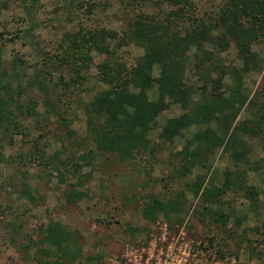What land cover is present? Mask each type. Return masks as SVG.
Wrapping results in <instances>:
<instances>
[{"label": "trees", "instance_id": "16d2710c", "mask_svg": "<svg viewBox=\"0 0 264 264\" xmlns=\"http://www.w3.org/2000/svg\"><path fill=\"white\" fill-rule=\"evenodd\" d=\"M116 1L120 4L119 15L125 17L120 30L105 26L86 29L80 36L74 35L72 47L59 55V66L69 68L75 76L63 85L65 94L49 90L42 68H34L25 81L27 85H23L29 62L22 55L6 61L3 50L14 38L0 42V157H3L4 145L11 144L14 135L29 137V129L23 127L20 120L31 116L36 122L35 130H42L39 139L52 137L61 149L53 157H47L36 141H29L27 162L38 161L43 166H51L57 175L76 177V187L82 188L84 181L92 179L91 172L82 176L83 168L92 167L93 171L98 157L107 160L114 155L120 164L134 161L138 164L127 177L130 182L133 174L146 173L145 156L149 155L152 164L164 162L161 152L172 150L175 139L195 126L198 130L186 139L185 146L165 153L172 168L159 179L164 191L145 198L141 215L148 222L162 217L172 229L175 223H183L189 214L186 195L190 193L201 202L197 203L193 214L199 212L201 219L207 218L210 223L226 229L230 215H226L222 207L230 202L224 201L225 195L230 192L235 197L243 196L251 209L257 208L260 193L248 183L247 177L250 171L264 173V160H253L249 142L242 138L248 131L258 138L264 133V83L251 98L242 92L244 75L260 74L264 68V59L253 51L254 45L264 48V0ZM116 1L59 0L58 8L71 15L76 7L88 4L90 14L96 11L105 14ZM216 1L220 3L216 5ZM9 2L18 4L24 13L21 22L25 26L18 30L17 39L22 44L24 40L34 41L35 31L43 23L37 19L41 0H0V8ZM3 35L0 34V39ZM130 46L141 49L142 54L132 57L130 51L124 50ZM231 46L241 65L222 72L223 63L218 55ZM93 52L102 56L97 65V79L107 88L88 94L84 99L76 86L82 72L93 63ZM40 62L46 63L44 59ZM155 67L158 69L156 77L153 75ZM188 72L193 75L194 84L188 82ZM215 73H219L216 81L212 77ZM226 75L230 77V84L223 82ZM62 77L59 81L65 83ZM31 81L40 95L33 93ZM154 83L158 85V97L153 102L148 91ZM71 86L73 93L68 89ZM67 93L73 101L67 97L68 103L63 104L62 97ZM166 102L180 105L184 113L167 119L152 139L150 133L158 128L156 121ZM39 105L44 109L43 114L38 112ZM73 106L81 111L87 131L86 137L74 142L81 149L80 155L73 150L65 154L68 150L65 148L71 146L63 145L75 135L70 127ZM242 108L249 118L236 124ZM217 151L218 157L229 156L233 165V169L225 173L221 188L215 184L213 167ZM24 154L19 157L24 158ZM101 167H97L99 171L104 168ZM195 167L199 170L197 173ZM10 184L14 193L35 201L27 184L14 181ZM87 195L85 190L71 189L65 200L75 203ZM133 197L124 199L129 201ZM241 220L234 218L237 226ZM255 230L264 233V219ZM39 232L40 239L33 243L37 264H75L80 259L77 238L60 222L50 221L47 228H39ZM221 252L218 250L219 254ZM51 256H55L53 261ZM95 260L100 263L99 256L86 257L88 264Z\"/></svg>", "mask_w": 264, "mask_h": 264}, {"label": "rangeland", "instance_id": "374dc122", "mask_svg": "<svg viewBox=\"0 0 264 264\" xmlns=\"http://www.w3.org/2000/svg\"><path fill=\"white\" fill-rule=\"evenodd\" d=\"M58 1L41 0L37 19L43 22L42 26L35 31V40H24V44L17 39L18 30L25 26L21 22V18L24 17L22 8L14 2L6 3L0 8V34H4L0 42H4L6 38H14L3 50L6 61L13 59L15 55L18 57L22 55L29 62L23 85L34 68H42L49 90L54 93L63 91L65 94L63 85L67 84L66 81L69 79V81L75 79V76L69 68L59 66L58 57L64 49L72 47V37L80 36L86 29L101 26L120 30L125 17L119 15L120 4L116 0L105 10V14H101V11L90 14L88 4H84L83 7H76L71 15L58 8L60 6ZM219 3L215 2L216 5ZM124 50L130 51L132 57L142 54L141 49L134 46ZM253 51L264 59L263 47L254 45ZM92 57L93 63L89 65L87 71L82 72L80 83L76 86L77 92L84 99H87L88 94L107 88L97 79V65L102 56L93 52ZM132 57L130 60L133 61ZM218 57L223 63L220 66L222 72H226L227 68L233 65H241L232 46L222 51ZM41 59L46 63H41ZM18 66L22 68L23 64ZM153 75L155 77L158 75L156 67ZM60 76H63L65 83L59 81ZM188 76V82L194 84L193 75L188 72ZM212 77L214 81L218 80L219 73L213 74ZM223 82L230 84V77L226 75ZM33 83L31 81L28 86L33 89V93L40 95L37 88L33 87ZM263 83L264 68L260 74L248 73L244 75L242 92L251 98ZM68 89L72 92L74 88L71 86ZM210 90L212 89H209V92ZM222 95L227 96L224 93ZM67 97L69 101L72 100L71 94L67 93L66 97H62L63 104L68 103ZM148 97L150 101H156L157 84L154 83L149 89ZM196 98L197 95H194L193 99ZM23 100L25 101L26 97ZM72 110L74 112L73 116L71 115L70 127L75 135L64 141L63 145L72 148H65L68 149L65 154L73 150L80 155L81 149L74 142L86 137L87 131L81 111L76 110L74 106ZM43 111V107L39 105L38 112L43 114ZM183 113L180 105L166 102L156 121L158 128L150 133V137L153 139L157 136L167 119ZM247 118H249L247 111L242 108L235 123H241ZM20 122L23 127L29 129V137L14 135L11 144L4 145L1 150L3 157H0V212L3 211V215L0 216V264H37L34 258L36 247L33 243L41 237L39 228L46 229L50 221L60 222L77 238L81 256L79 255L80 259H77L75 264H88L86 257L90 256L100 257V263L95 260L90 264H264V233L255 230L264 219V194H261L264 190V173L250 171L247 177L248 183L260 193L257 208L251 209L249 201L243 196L235 197L230 192L225 195L224 201L230 202V205L222 207L223 212L230 215L226 229H222L219 224L210 223L207 218L201 219L199 212L193 214L195 206L201 202L190 193L186 195L189 214L183 223H175L172 229L167 227L162 217L153 222L142 218L141 211L145 198L160 195L164 191L159 179L172 168V162L165 153L180 150L185 146L186 139L193 136L198 130L197 127L192 126L184 130L182 136L175 139L171 146L172 150L161 152L164 162L152 164L149 155L145 156L143 161L146 173L133 174L130 182L127 177L134 170V165H138L135 161L131 164H120L114 155L107 160H104L103 156L98 157L93 171L92 167L83 168L82 176L91 172L92 179L84 181V186L79 188L76 187V177L68 174L60 176L51 169V166H43L34 160L26 161L28 155L26 153L31 149L32 141L40 145L47 157H53L61 147L52 137L39 139L38 135L42 130H35L34 117L27 116ZM54 127L50 126L51 129ZM262 136L254 137L253 133L248 131L247 135L242 137L249 142L253 160H264V133ZM218 152L214 156L213 167L216 172L215 184L221 188L225 173L233 169V165L229 156L218 157ZM23 154L24 158L23 156L20 158L19 156ZM101 165L104 168L99 171L97 167L102 168ZM131 167L133 169L129 171ZM196 168L195 173L199 171ZM13 181L31 187L35 201L25 200L14 193L10 186ZM71 189L85 190L88 195L75 203H67L65 196ZM130 195H134L133 199L125 201L124 197ZM235 217L242 219L239 226L234 221ZM218 250L222 252L219 254ZM54 259L55 256L50 257L51 261Z\"/></svg>", "mask_w": 264, "mask_h": 264}]
</instances>
